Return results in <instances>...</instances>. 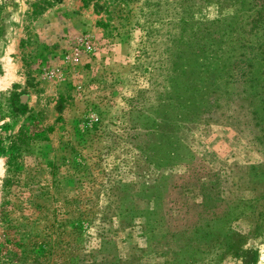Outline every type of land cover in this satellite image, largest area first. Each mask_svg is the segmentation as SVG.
<instances>
[{
    "label": "rangeland",
    "instance_id": "1",
    "mask_svg": "<svg viewBox=\"0 0 264 264\" xmlns=\"http://www.w3.org/2000/svg\"><path fill=\"white\" fill-rule=\"evenodd\" d=\"M258 9L264 0H0V242L9 219L31 250L24 264L39 249L47 264H160L141 227L158 215L227 238L223 253H195L209 264H264V101L251 113L227 82L242 75L234 58ZM254 64L261 77L264 54ZM173 150L178 162L155 165Z\"/></svg>",
    "mask_w": 264,
    "mask_h": 264
},
{
    "label": "trees",
    "instance_id": "2",
    "mask_svg": "<svg viewBox=\"0 0 264 264\" xmlns=\"http://www.w3.org/2000/svg\"><path fill=\"white\" fill-rule=\"evenodd\" d=\"M44 4L48 5L50 0H42ZM56 2H60V0H54ZM84 4L92 0H81ZM40 3V2H39ZM107 3V2H106ZM96 4L99 9L108 10L110 6L108 4ZM33 6L35 8H41L40 4H37L35 1ZM246 25L247 31L251 34V38H245L241 36V41L239 43V52L236 58H234V62L237 63V67L239 64L243 65L242 75L239 78L230 77L227 82L231 81L235 83L237 88H235V92L241 95V93L245 94L246 97L244 100L247 101V104L250 106L251 113L256 114L257 108V96H262L260 101H264V74L259 77L257 76L255 64H254V57L258 54H264V9H258L255 11V14H250L247 16ZM253 41H256V45L253 44ZM231 47V46H229ZM248 50V53L245 52ZM232 50H227L226 58H231ZM232 61V63H234ZM225 63L222 64L224 67ZM235 68V65H234ZM258 80H261L258 82ZM258 85V86H257ZM184 112H190V108L185 107ZM253 119L257 121L262 120L263 118H259L258 116ZM171 158H161L162 161L157 160L155 162L156 166H166L170 165L171 163H176L179 161V154L177 152L171 151ZM259 199V198H256ZM257 207L261 208V210L254 213V217L257 221H262L264 219V200L257 203ZM2 218L6 219V212L2 210ZM159 212V209L155 211L147 210L148 214L154 215L157 214L155 212ZM6 222V228L4 231L5 239L0 242V264H24L29 260L30 249H26V244L20 241H15V237L12 236L14 231V224H11V220L8 219ZM142 222V221H141ZM262 225V223H259ZM141 227L149 236L147 237V245L149 247L148 251L152 252L155 255H159L162 257V262L160 264H209V260H212V256H208L207 258L196 256L195 253L203 247V245L213 246L212 252L216 253H223L226 248L231 249V246L228 244L227 238H223L219 235L218 232L212 229L211 225L203 224L199 225L197 228L194 229V234L189 235L188 230H178V227L171 229L170 226H166L165 222L161 217L155 215V217L150 218L149 220H145ZM210 229V230H209ZM222 229H225L224 237L233 238L238 237L236 241V252H238V247L243 245L242 236L238 233H233L231 228L227 227V224L222 225ZM22 237H19L21 240ZM235 241V240H234ZM214 242L213 244H211ZM20 246V253L18 254L15 248ZM235 246H232V249ZM192 250L191 252V249ZM34 249V248H33ZM211 251L210 247L206 249L205 252ZM201 252V250L199 251ZM234 252L233 254H235ZM32 258L30 263L28 264H47L45 262L46 251L45 250H35L32 252ZM158 253V254H157ZM160 253V254H159ZM230 252L227 253L229 255ZM141 256L138 255H130L124 260L117 258L114 261H109L108 264H136V260L140 259ZM139 264V263H138Z\"/></svg>",
    "mask_w": 264,
    "mask_h": 264
}]
</instances>
